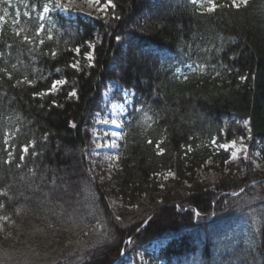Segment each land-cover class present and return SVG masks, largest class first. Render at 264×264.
Wrapping results in <instances>:
<instances>
[{"label": "trees", "instance_id": "trees-1", "mask_svg": "<svg viewBox=\"0 0 264 264\" xmlns=\"http://www.w3.org/2000/svg\"><path fill=\"white\" fill-rule=\"evenodd\" d=\"M112 3L0 0V264H264V0ZM113 82L134 94L108 177L91 129ZM208 160L228 168L214 184Z\"/></svg>", "mask_w": 264, "mask_h": 264}, {"label": "rangeland", "instance_id": "rangeland-1", "mask_svg": "<svg viewBox=\"0 0 264 264\" xmlns=\"http://www.w3.org/2000/svg\"><path fill=\"white\" fill-rule=\"evenodd\" d=\"M230 1L232 3V0ZM59 3L62 5L64 10H71L100 18H105L111 8V6H109L105 11H101L100 9L104 8L106 3L100 2L99 5H96L94 2H90V0H59ZM132 97L133 92L120 85L118 82L110 83L108 88L103 91V110L96 114V117L93 119V128L91 129L93 148L91 150L90 157L93 164L94 175L100 174L102 176L111 177L112 172H115L119 166V143L124 135L125 121L128 117L130 106L132 104ZM126 100L131 101V103H126ZM119 104H124V111L120 112L119 109H116V116L114 118H116L118 122L121 123V128L117 129L111 126V118H113V105ZM105 118L109 119L108 125H104L102 122ZM97 120H100L101 122L97 123ZM113 131L122 133L120 138L117 140L118 147L116 148L110 146L112 140L110 133ZM105 132H107L109 135L105 136ZM233 142H235L237 148L243 146V148L246 149V151H241L238 154L239 157L246 156L248 153V145L244 139L233 140L223 145H231ZM97 145H99V147H97ZM224 150L228 151L231 155L232 151L235 149L228 148ZM255 164L260 170H264V164L261 161H255ZM227 173L228 168L222 162L208 160L197 170V177L200 180H205L210 184H214ZM66 203L70 207V211L78 207V203L76 201L68 200ZM117 203L118 202L114 199L111 201V205L113 207H117ZM140 261V264H147L149 262L148 260H143V258L140 259Z\"/></svg>", "mask_w": 264, "mask_h": 264}, {"label": "snow or ice", "instance_id": "snow-or-ice-1", "mask_svg": "<svg viewBox=\"0 0 264 264\" xmlns=\"http://www.w3.org/2000/svg\"><path fill=\"white\" fill-rule=\"evenodd\" d=\"M90 2H94L96 5H99L100 4V0H90ZM198 0H192V3L193 4H197ZM204 2L207 3V7L204 8V11L207 12V13H212L216 10L217 8V4L215 3V0H204ZM248 2L249 0H232V7L236 8V9H240L242 6L246 7L248 5ZM115 7V5L112 4V0H106V4H105V7L100 9L101 11H105L107 9V7ZM55 8L56 9H61V10H64L62 8V5L59 3V0H56V4H55ZM51 10L49 9V7L45 6L44 7V13H49ZM5 15H7V11L5 10ZM3 17H0V20H2ZM41 19H43V17H41ZM41 31H43V25L41 26ZM20 33L17 32L16 35L18 36ZM25 39L27 40V37H25ZM49 39H51V37H49ZM30 42V41H29ZM41 44H43V41H41ZM10 47V46H9ZM89 53L87 54V59L91 62L94 60V52H95V46L94 45H89ZM79 48L76 49V52L77 54H79ZM53 55H55V53H53ZM90 66H92L90 64ZM73 68H75L76 70H79V64H73L72 65ZM191 67V66H189ZM217 75H219V73H217ZM66 81H62V80H56V81H53L52 83V89L51 91H55L57 89V86L58 85H63L65 84ZM47 93H40L38 95H46ZM70 96L72 97H75L77 96V93L75 91H72L70 94ZM126 103H131V101H128L126 100L125 101ZM113 118H111V126L119 129L121 128V123L118 122V120L116 118H114L116 116V109H119L120 112H123L124 111V104H119V105H113ZM101 121L100 120H97V123H100ZM103 124L104 125H108L109 124V119L105 118L103 119ZM75 126V125H73ZM105 136L109 135L107 132L104 133ZM122 135V133L120 132H116V131H113L110 133V136L112 137V140H111V144L110 146L113 147V148H116L118 147L117 145V140L120 138V136ZM149 143H152L151 141H149ZM213 143H215V140L213 141ZM30 145H24L22 147V152L27 154L28 153V149H29ZM97 147H99V145H97ZM157 147H159V145H157ZM221 148H224V149H228V148H232V149H235L234 151H232L231 153V157L232 159H237L239 158V153L241 151H246V149L243 148V146H241L240 148H237L236 147V144L235 142H233L231 145H220ZM9 156H11V154H9ZM118 158V157H116ZM116 158H113V159H116ZM25 159V156L24 155H21L20 156V160L23 161ZM11 161H6V163H10ZM227 163V161H226ZM17 167H19V165H17ZM169 175H171V173H169ZM243 191V190H241ZM5 193H0V195H4ZM0 207H3V205H0ZM197 216L199 215V213H195ZM6 219V218H5ZM128 243H131V241L129 240Z\"/></svg>", "mask_w": 264, "mask_h": 264}, {"label": "water", "instance_id": "water-1", "mask_svg": "<svg viewBox=\"0 0 264 264\" xmlns=\"http://www.w3.org/2000/svg\"><path fill=\"white\" fill-rule=\"evenodd\" d=\"M155 215V213L154 214H152L146 221H145V223L143 224V226L145 225V224H147L148 222H149V220L153 217ZM142 226V227H143ZM140 229H142V228H140ZM139 232V230L130 238V241L133 239V237L137 234ZM126 255V253H124L123 254V257ZM122 257V258H123ZM121 258V259H122ZM121 259H119L118 261H116L114 264H119L120 263V261H121Z\"/></svg>", "mask_w": 264, "mask_h": 264}]
</instances>
